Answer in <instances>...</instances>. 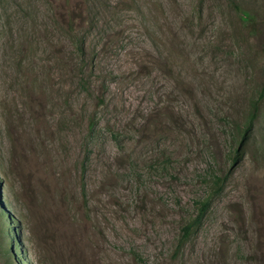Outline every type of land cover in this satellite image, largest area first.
<instances>
[{"label": "rangeland", "instance_id": "374dc122", "mask_svg": "<svg viewBox=\"0 0 264 264\" xmlns=\"http://www.w3.org/2000/svg\"><path fill=\"white\" fill-rule=\"evenodd\" d=\"M237 1L255 36L231 0H0V203L18 263L264 264V101L230 160L264 81V0Z\"/></svg>", "mask_w": 264, "mask_h": 264}, {"label": "trees", "instance_id": "16d2710c", "mask_svg": "<svg viewBox=\"0 0 264 264\" xmlns=\"http://www.w3.org/2000/svg\"><path fill=\"white\" fill-rule=\"evenodd\" d=\"M231 2L233 3L234 8L239 12L240 19H242L243 23L249 27L252 35L255 36L261 28V24L258 22V17L256 16V14L252 11L243 9L237 0H231ZM77 48L79 51H82L81 45H78ZM262 101H264V81L260 86L254 89V93L250 97L249 103L247 104L244 118L241 120L237 119L232 122L231 127L232 130L235 131V135L232 136L233 144L230 148L231 166H234L237 162H239V160L244 155L245 148L247 146H250L251 144L250 140L252 135H254V128L258 119V111L260 110V104L262 103ZM226 177L227 175H224L222 177H213L211 180L213 190H217L219 192L223 187ZM209 205V198L197 201V209L195 214L188 218L181 228L182 234L179 238V245H182L184 242H186L190 238V236L199 228L209 210ZM3 215H5V212L3 206L0 203V260L2 264H25L19 257L18 263L16 256H14L12 248L16 252L22 247L15 235H12L13 237H11V243L8 241L10 240V232L8 231L10 230V225H7L9 222H4ZM6 226L9 227L5 228Z\"/></svg>", "mask_w": 264, "mask_h": 264}]
</instances>
